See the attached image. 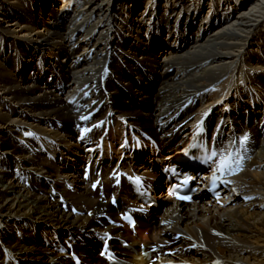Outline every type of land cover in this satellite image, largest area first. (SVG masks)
<instances>
[{"label":"bare ground","instance_id":"obj_1","mask_svg":"<svg viewBox=\"0 0 264 264\" xmlns=\"http://www.w3.org/2000/svg\"><path fill=\"white\" fill-rule=\"evenodd\" d=\"M184 1L0 0V264H73L45 260L39 231L83 264H104L105 232L172 264H264V0ZM137 135L193 173L180 159L209 141L213 165L227 164V202L205 189L189 204L132 202L122 170L164 186L148 158L118 167ZM38 170L40 195L20 182ZM128 214L134 237L107 224Z\"/></svg>","mask_w":264,"mask_h":264},{"label":"rangeland","instance_id":"obj_2","mask_svg":"<svg viewBox=\"0 0 264 264\" xmlns=\"http://www.w3.org/2000/svg\"><path fill=\"white\" fill-rule=\"evenodd\" d=\"M184 2H189V0H185ZM236 12V11H235ZM234 12V13H235ZM254 39V38H253ZM250 40V42L251 41H254V40ZM149 41H150V39H149ZM249 42V43H250ZM163 47V46H162ZM143 48H144V46H143ZM80 50L81 49H79L78 51H76V53H78V52H80ZM154 51H155V53H154V56L156 55V57H159V58H161V56H162V54L165 52V49H163V50H161V48L160 47H155L154 49H153ZM139 55V54H138ZM123 69H124V67H123ZM132 78V77H131ZM120 88H122V87H120ZM9 135H11V137H8L7 138V140L9 141V140H14L15 139V134H11V133H9ZM69 139H71V137L69 138ZM259 151L260 150H256V152H255V154L257 155L258 153H259ZM256 155H254V157L256 156ZM253 157V158H254ZM82 159V161L83 162H85V160L83 159V158H81ZM262 172L264 173V171L262 170ZM44 175H46L44 172H43V170H38L37 171V175H35L34 177H22L21 176V178H20V182L22 181V180H24L25 181V183L26 184H29L30 182H31V180L33 181V186L35 187V189H34V191H33V193H36V194H38V195H40V193L41 194H43V192H44V190H42V189H45L44 187H46L45 185H42L41 184V186H40V183L38 184L37 182H36V180H40V176H44ZM36 177V178H35ZM33 178V179H32ZM23 181V182H24ZM262 201H263V203H264V199H262ZM251 212H254V210H250ZM26 213H27V211H25ZM21 213H23V212H20L19 213V215H23V214H21ZM25 213V214H26ZM159 214V213H158ZM89 213H86V216H88L89 217ZM82 216V215H81ZM80 216V217H81ZM260 216V215H259ZM23 217H25L24 215H23ZM36 218H37V220H35L33 223H34V225H39V224H41L40 222V216H36ZM18 223H20V222H18ZM260 223V222H259ZM7 225H8V227L9 228H11V227H14V226H12V225H14V224H8L7 223ZM24 226V225H23ZM262 226H264V222H263V225H259L258 224V226L257 227H260V228H262ZM6 229H7V227H6ZM14 229H19V227L18 226H16V228H14ZM3 230H5V229H3ZM253 230H255V229H253ZM257 230H259V229H257ZM263 230H264V227H263ZM18 232H20V231H18ZM41 231H39L38 233H37V236H36V242H35V244L36 245H38V247L39 248H43V249H45V250H49L48 251V254L50 255L49 257H47V258H45V260H51V259H61V261L62 262H66V260H68L69 261V254H67V252H62V251H60V250H56L55 248H52L51 246H47V245H45L44 246V237H41V233H40ZM15 235H19V233L17 234H15ZM56 238V237H55ZM58 238V237H57ZM43 239V240H42ZM57 241H58V239H57ZM31 242L32 241H30V242H27V243H22L21 245H27L28 247H31ZM71 243H73L72 244V247L73 246H78L79 248H84V243L83 242H80V243H78V242H76L75 240H73V241H71ZM56 245H57V243H56ZM62 247V246H61ZM36 264H41L40 262H36ZM49 264H52V261L49 263Z\"/></svg>","mask_w":264,"mask_h":264},{"label":"snow or ice","instance_id":"obj_3","mask_svg":"<svg viewBox=\"0 0 264 264\" xmlns=\"http://www.w3.org/2000/svg\"><path fill=\"white\" fill-rule=\"evenodd\" d=\"M213 155H215V153H213ZM226 166H227L226 162H222L220 165L221 168L226 167ZM180 198H183V197H180Z\"/></svg>","mask_w":264,"mask_h":264}]
</instances>
